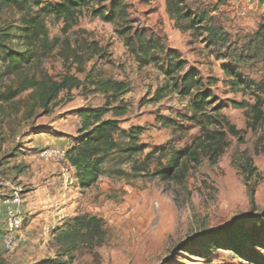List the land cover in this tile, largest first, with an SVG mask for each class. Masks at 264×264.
<instances>
[{"label": "rangeland", "instance_id": "1", "mask_svg": "<svg viewBox=\"0 0 264 264\" xmlns=\"http://www.w3.org/2000/svg\"><path fill=\"white\" fill-rule=\"evenodd\" d=\"M112 1L104 0L102 6L108 7ZM122 1L127 5L128 26L164 36V45L179 54L185 70L195 69L203 80H217L210 88L213 101L221 106L220 113L242 132L241 141L227 136L228 146L217 163L210 165L202 159L182 183L153 178L152 170L159 161L164 164L171 150L189 146L199 135V129L183 119L191 115L190 98L173 93L157 103L151 102L156 88L164 82L163 77L153 66L139 69L123 39L118 37L117 25L93 16L90 9L96 10L98 6L91 5L67 36L72 46L93 42L106 54L104 59L93 57L86 63L85 70L92 77L130 84V92L123 97L128 104L127 113L118 119L119 126L123 130L142 128L139 144L146 149L130 161L124 155L111 153L103 164L105 175L94 187L80 190L74 181V169L67 161L46 160L42 153H65L78 137L80 125L75 110L100 107L103 97L72 90L69 94L62 92L45 115L37 111L38 117L30 120H24L21 111L11 115L0 127L4 138L0 147V203L18 194L26 241L12 252L3 249L4 209L0 205V264H35L55 259L53 234L79 214L101 218L105 237L93 250L73 253L71 264H245L229 251L207 252L203 243L190 245L189 252L181 251V246L204 232L229 226L238 216L264 212V121L249 127L245 110L235 109L233 104L253 101L232 93L222 72L223 67L232 68L233 63L211 55L200 39L175 30L165 13V0ZM184 1L191 9L200 8L215 17L218 25L230 34L233 44L255 31L253 18L248 14L241 16L245 7L238 0H232L237 1V6L226 4L230 0ZM20 18L14 10L0 6V26L18 25ZM45 22L50 40H61V24H55L50 17ZM59 49L55 43L51 51L32 59L24 74L59 80L65 73ZM70 68V74L84 79V74L75 72V66ZM237 70L246 80L264 88V61L256 67ZM16 79L8 77L4 84L14 85ZM159 118L169 120L171 126L159 122ZM149 153L150 161L145 163L148 174H132V163L142 162ZM246 158L252 160L251 174L250 169L244 168ZM115 170L127 175L117 177L113 175ZM196 250L201 255H193Z\"/></svg>", "mask_w": 264, "mask_h": 264}, {"label": "trees", "instance_id": "2", "mask_svg": "<svg viewBox=\"0 0 264 264\" xmlns=\"http://www.w3.org/2000/svg\"><path fill=\"white\" fill-rule=\"evenodd\" d=\"M192 1L198 3L200 0ZM255 1L264 7V0ZM103 2L104 0H0L1 7L10 8L21 15L18 25L0 26V127L11 115H17L20 111L24 120L38 117L37 111L45 115L62 92L69 94L72 90L80 89L101 95L104 99L100 107H81L75 110L80 128L76 141L65 152V159L75 171L74 181L80 190L94 187L99 178L105 175L103 164L111 153L124 155L125 160L130 161L145 151L146 146L139 144L142 128L123 130L119 126L118 119L127 113L128 104L123 97L130 92V84L111 78L92 77L90 71L85 70L86 63L93 57L104 59L106 54L93 42L72 46L67 36L69 30L78 24L83 11L95 5L98 8L90 9L91 14L104 22L117 25L116 33L123 39V44L137 67L143 69L153 66L163 77L164 82L156 88L151 102L157 103L173 93L180 98H190L191 115L183 116V119L194 124L199 129V135L189 146L171 150L168 160L164 164L159 161L151 176L163 182L182 183L189 170L198 167L202 159L215 165L228 146L226 137L231 136L241 141L242 133L220 113L221 106H216L213 101L210 88L216 85L217 80H203L195 69L185 70L179 54L164 45V36L128 26L127 5L122 0H113L108 7L102 6ZM165 13L173 22L175 30L189 33L193 39H200L210 49L211 55L233 63L232 68H222L229 89L232 93L249 97L253 101L252 104L235 102V109L245 110L250 119V128L263 122L264 88L246 80L237 69L253 68L264 61V17L260 18L253 33L245 35L241 41L237 40L240 43L237 45V42H231L230 34L218 25L215 17L200 8L191 9L184 0H165ZM47 17L55 24H61V40H50L45 22ZM55 43L60 46L58 56L65 67L62 77L53 81L45 75L24 74V69L32 59L51 51ZM72 66H75L76 73L84 74L83 80L70 74ZM11 76L17 78L14 85L4 84V80ZM158 121L171 126L169 120L159 118ZM3 143L4 138L0 134V147ZM150 156L151 153L146 154L142 162L134 161L130 172L134 175L148 174L145 163L150 161ZM251 167L252 160L246 158L244 168ZM252 170L250 169V174ZM113 173L117 177L127 175L122 170H115ZM249 195L252 200V188ZM248 223L250 225L246 226ZM263 226L264 212L260 215L238 216L223 229L194 237L181 246V251L189 252L190 245L203 243L207 252L229 251L245 264H264ZM104 237L101 218L89 214L73 216L53 234L57 248L56 258L41 260L35 264H71L73 253L80 249L93 250L104 242ZM193 253L201 255L197 250Z\"/></svg>", "mask_w": 264, "mask_h": 264}, {"label": "built area", "instance_id": "3", "mask_svg": "<svg viewBox=\"0 0 264 264\" xmlns=\"http://www.w3.org/2000/svg\"><path fill=\"white\" fill-rule=\"evenodd\" d=\"M245 9L240 13L241 16H245L249 10V7L254 6L253 0H245ZM42 158L46 160H52L59 163L66 161L65 153L60 150H46L42 153ZM68 178L66 180V183ZM21 199L18 194H14L9 198L3 200L4 205V220H3V234L1 237V244L6 252L14 251L20 244L26 241L23 234V216H21Z\"/></svg>", "mask_w": 264, "mask_h": 264}, {"label": "crops", "instance_id": "4", "mask_svg": "<svg viewBox=\"0 0 264 264\" xmlns=\"http://www.w3.org/2000/svg\"><path fill=\"white\" fill-rule=\"evenodd\" d=\"M244 1L245 0H238V3H242L243 6L245 7ZM253 1H254L255 4H254L253 7L249 8L247 14L250 15V17L253 18V21L255 22V28H256V24L259 22L260 18L264 17V7L259 6L255 0H253ZM236 3H237V1L235 2V1H232V0L226 2V4H233V5H235ZM235 6H237V5H235ZM221 7H224V5L221 6ZM253 8H254V11H253ZM232 9H234V8H232ZM69 147L70 146H68V148ZM73 173H74V170H73ZM0 205H1L2 209H4V205H3L2 202L0 203Z\"/></svg>", "mask_w": 264, "mask_h": 264}]
</instances>
